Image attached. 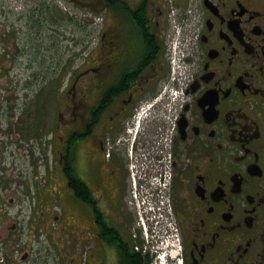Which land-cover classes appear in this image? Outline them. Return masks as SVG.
<instances>
[{"label": "flooded vegetation", "instance_id": "obj_1", "mask_svg": "<svg viewBox=\"0 0 264 264\" xmlns=\"http://www.w3.org/2000/svg\"><path fill=\"white\" fill-rule=\"evenodd\" d=\"M134 2L132 29L104 10L98 42L78 70L60 63L50 88L27 75L24 32L0 10V264H121L132 252L145 180L128 150L150 151L160 125L169 6L189 74L170 143L176 260L264 264V0ZM64 185L83 207L71 218L53 208Z\"/></svg>", "mask_w": 264, "mask_h": 264}, {"label": "rangeland", "instance_id": "obj_2", "mask_svg": "<svg viewBox=\"0 0 264 264\" xmlns=\"http://www.w3.org/2000/svg\"><path fill=\"white\" fill-rule=\"evenodd\" d=\"M90 1L92 2V0ZM77 5L70 0H17L14 1L12 7L11 1L0 0V10H9L8 20L6 19L9 25H16L21 32H24L22 38L25 39L28 50L27 75L38 71L39 75L43 74V77H46L44 84L40 77L36 78V84L41 80L42 85H46L48 82L46 87L50 88L53 85L54 76L60 70L57 65H51L50 56L53 55V59L56 61L59 59L61 62L65 61L64 65L68 64V58H70V72L78 70L79 68L76 67L83 61L86 49L98 42L101 21L91 23L87 21V23L84 17L93 15V11L88 6L82 8L84 6ZM133 5L137 6V3L133 2ZM63 6L70 10L63 9ZM167 10L169 13V9ZM102 14L105 19V14ZM21 15L22 17H20ZM167 26H169V20ZM64 78L63 84L66 82V74ZM52 108L53 106L49 105V118L53 114ZM25 159L27 165L29 158ZM43 165L42 173H44ZM54 198L53 208L70 218L74 214V210L83 209L79 204L70 205V190L67 185L60 187ZM151 214L149 213L148 216ZM148 221V234L147 237L143 232L142 236L139 235L144 240V244L140 245L147 246L148 252L152 253L153 261L156 257H165L174 263L175 250L177 249L174 236H170V232L163 230L162 221L156 222L154 218ZM70 230H75L71 223Z\"/></svg>", "mask_w": 264, "mask_h": 264}, {"label": "trees", "instance_id": "obj_3", "mask_svg": "<svg viewBox=\"0 0 264 264\" xmlns=\"http://www.w3.org/2000/svg\"><path fill=\"white\" fill-rule=\"evenodd\" d=\"M75 3L81 6H88L90 10L94 12H101L102 10H110L112 13V22L126 23L127 27L132 29V22H138L136 17V10H144L143 4L132 7L128 5L124 0H74ZM94 5L95 7L91 6ZM121 10V11H120ZM115 17V18H114ZM137 18V17H136ZM62 64L61 60L57 61L58 64ZM61 64L59 66H61ZM132 248V252L126 254L125 258L122 260L121 264H141L142 262H147L148 257L143 259V255L140 252H135Z\"/></svg>", "mask_w": 264, "mask_h": 264}, {"label": "built area", "instance_id": "obj_4", "mask_svg": "<svg viewBox=\"0 0 264 264\" xmlns=\"http://www.w3.org/2000/svg\"><path fill=\"white\" fill-rule=\"evenodd\" d=\"M154 168H156V165ZM159 175L155 174L153 181L156 185H159L160 188L163 189L166 187V185L169 182L168 159H166L165 157L162 163L163 179L162 178L160 179ZM147 204H148V208L154 210V212L156 213L155 214L156 217L160 219L165 218L166 213L169 211V204L167 202V198L163 194H161L160 197L154 200L153 202L152 201L147 202Z\"/></svg>", "mask_w": 264, "mask_h": 264}, {"label": "bare ground", "instance_id": "obj_5", "mask_svg": "<svg viewBox=\"0 0 264 264\" xmlns=\"http://www.w3.org/2000/svg\"><path fill=\"white\" fill-rule=\"evenodd\" d=\"M97 22H98V21H97ZM168 257H169V256H168ZM174 257H175V256H174ZM174 257H173V258H174Z\"/></svg>", "mask_w": 264, "mask_h": 264}]
</instances>
